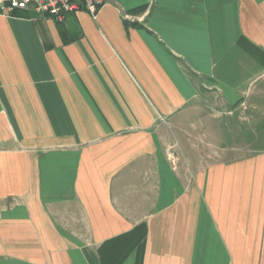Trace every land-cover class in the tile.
<instances>
[{
  "label": "crops",
  "instance_id": "crops-1",
  "mask_svg": "<svg viewBox=\"0 0 264 264\" xmlns=\"http://www.w3.org/2000/svg\"><path fill=\"white\" fill-rule=\"evenodd\" d=\"M261 95L264 0L0 9V264H264Z\"/></svg>",
  "mask_w": 264,
  "mask_h": 264
},
{
  "label": "built area",
  "instance_id": "built-area-1",
  "mask_svg": "<svg viewBox=\"0 0 264 264\" xmlns=\"http://www.w3.org/2000/svg\"><path fill=\"white\" fill-rule=\"evenodd\" d=\"M106 0H0L4 11L35 10L63 22L72 13L86 12L96 18Z\"/></svg>",
  "mask_w": 264,
  "mask_h": 264
},
{
  "label": "rangeland",
  "instance_id": "rangeland-1",
  "mask_svg": "<svg viewBox=\"0 0 264 264\" xmlns=\"http://www.w3.org/2000/svg\"><path fill=\"white\" fill-rule=\"evenodd\" d=\"M258 98L259 99L257 101L260 103L259 113H260L261 117L263 118V123H262L263 125L261 127L260 126L257 127L256 124L253 125V127H255V128L248 131L247 135L244 137H246L249 141H252V143L254 142L255 146L262 148V147H264V109H261V108H263V105H264L263 101L264 100L262 98V95ZM257 120H255V123L257 122ZM241 123H242V121H241ZM239 125H241V124H239ZM244 130H246V129H244ZM244 137L243 136L239 137L240 141H246V139Z\"/></svg>",
  "mask_w": 264,
  "mask_h": 264
}]
</instances>
